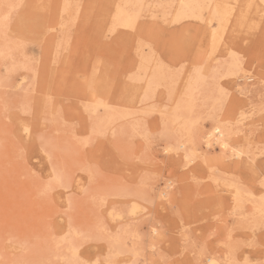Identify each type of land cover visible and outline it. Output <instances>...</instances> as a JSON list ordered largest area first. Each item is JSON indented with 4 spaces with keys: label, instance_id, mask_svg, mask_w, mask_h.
I'll return each instance as SVG.
<instances>
[{
    "label": "rangeland",
    "instance_id": "rangeland-1",
    "mask_svg": "<svg viewBox=\"0 0 264 264\" xmlns=\"http://www.w3.org/2000/svg\"><path fill=\"white\" fill-rule=\"evenodd\" d=\"M142 2L0 0V264H68L73 249L114 264H264V3L206 0L231 10L220 32L211 9L174 23L179 0ZM214 30L209 62L197 53ZM233 52L243 69L234 77ZM159 66L164 80L149 93ZM198 66L228 93L222 116L239 158L204 142L221 98L193 75ZM142 178L153 184L147 201ZM169 181L174 206L160 199Z\"/></svg>",
    "mask_w": 264,
    "mask_h": 264
},
{
    "label": "snow or ice",
    "instance_id": "snow-or-ice-1",
    "mask_svg": "<svg viewBox=\"0 0 264 264\" xmlns=\"http://www.w3.org/2000/svg\"><path fill=\"white\" fill-rule=\"evenodd\" d=\"M160 7H163V5H161ZM197 7H203L201 6H197ZM262 24H264V17H262ZM219 35L217 32H213V42H212V47L211 49H201L199 53H197L198 56L200 57H206L207 60L210 62L212 59L215 58V52H216V42L219 39ZM187 53V49H180L177 51V55L178 56H184ZM230 57H231V67L234 68L235 70L239 71L242 68V58L237 56L236 53H230ZM180 66L181 68H183L185 65L183 64V62H180ZM180 69H176V71H179ZM205 73V68L203 66H198L195 68L193 75L196 77V79L200 82L206 83L209 86H214L218 88V85H215V77H206L204 75ZM95 78V73L93 74V80ZM218 92H219V96L221 98V106L218 109V112L221 113L220 116V120L217 121V124L214 128L213 133L209 134L207 136V139L204 141L205 143L208 144V147L211 148L212 144L215 143H220L222 145V147L224 149H227L229 147L228 143H224V139L227 138L228 136L231 135L232 130H233V125L230 121H223V116H222V111H223V104H222V98L227 96L228 93L225 92L224 89L222 88H218ZM86 110H87V106H86ZM260 111L262 114H264V102L261 103L260 105ZM245 117L243 116V114L241 115V120L244 119ZM237 123H239V121H237ZM25 131L27 132L28 129L26 128ZM192 136H193V142L195 140V136H196V128L195 125L193 127L192 130ZM174 149L172 147H169L166 149L167 152H171ZM232 151L237 155V156H242L244 153L243 151L237 152V150L235 148L232 149ZM200 155V153L193 151L190 155L186 154L184 159L186 162L188 163H192L194 162L195 158L198 157ZM260 155L262 158H264V146H262L260 148ZM251 163H254V161H251ZM185 168L187 169V164L185 165ZM211 171H215V169H211ZM258 182H259V186L261 188L262 191H264V170H262L259 173L258 176ZM178 185L177 183H173L172 181H169L167 183L166 189L165 191H163L160 194V199L161 200H167L168 203L170 205H175V200H176V192L174 191V189H176ZM153 187L152 184V180H144L143 178L140 181V184L137 186L138 189V194L145 200L147 201L150 196H151V191L150 189ZM234 188H236L237 193H239V186L238 185H233ZM234 199L237 200V203H239L238 201V196L234 197ZM260 202L262 205H264V195L260 196ZM133 210L135 212V205H133ZM235 213V209H233V214ZM217 219H220L219 217H217ZM259 227L264 228V211L261 212V216H260V220H259ZM162 225H157L156 227L152 228V233L154 237H160L162 236V232L158 231V228H162ZM181 237L183 238L184 242L187 244L190 242V237L188 235V229H183L180 233ZM231 239V234L229 231V240ZM225 247L229 248V256H231L232 254V248L230 244H225ZM201 249V254H203V252L206 250L205 246H200ZM76 250L73 249V258L70 259L68 261V264H114L113 260L111 259V257L106 258L105 260L101 261V260H96V261H89L86 259H81L78 255L75 254ZM211 264H217V261L212 260ZM221 264H238V262L234 259H227L225 261H222ZM244 264H249V262L247 260H245Z\"/></svg>",
    "mask_w": 264,
    "mask_h": 264
},
{
    "label": "bare ground",
    "instance_id": "bare-ground-1",
    "mask_svg": "<svg viewBox=\"0 0 264 264\" xmlns=\"http://www.w3.org/2000/svg\"><path fill=\"white\" fill-rule=\"evenodd\" d=\"M129 1V0H128ZM132 1V0H131ZM136 2H138V3H141L142 1H144V0H135ZM172 1V0H171ZM209 1H211V0H209ZM263 3H264V0H261ZM159 2H160V0H159ZM213 2V1H212ZM134 2H132V4H133ZM143 3V2H142ZM165 3H166V0H165ZM205 3H206V0H179V2H178V7H177V10H176V13H174L175 14V16H174V19H173V22L175 23H178V22H182V20H184V19H198L199 20V17H201V15L204 13V12H206V10H210L211 9V16H212V18H213V20H215L217 23H218V30H220V32H222L223 30H224V27H225V24H226V22H228V17L231 15V10L230 9H228L226 6L225 7H222V5H218V4H214L213 6H211L210 7V5L208 6V5H206L207 6V8H206V6H205ZM126 4H127V0H126ZM125 4V5H126ZM137 4V3H136ZM220 4H221V2H220ZM135 5V4H134ZM143 5V4H142ZM161 5V4H160ZM159 5V6H160ZM203 6V7H197V6ZM212 5V4H211ZM251 5V4H250ZM264 5V4H263ZM128 6H129V4H128ZM141 6V5H140ZM144 6V5H143ZM175 6V5H174ZM136 7V6H135ZM210 7V8H209ZM129 8V7H128ZM127 8V9H128ZM172 8V7H171ZM127 9H126V11H127ZM147 9V8H146ZM132 10V9H131ZM142 10V9H141ZM125 10H120V11H118V19L120 20V22H121V24L122 25H124L125 27H133L134 26V24H136L135 23V20H136V18H134V17H132L129 13L127 14V12H126ZM132 11H134V10H132ZM172 11V10H171ZM136 12V11H135ZM131 13H133V12H131ZM138 14V13H137ZM136 14V15H137ZM139 15H140V13H139ZM138 16V15H137ZM7 17V16H6ZM21 17L22 16H20L19 18L21 19ZM202 18V17H201ZM230 18V17H229ZM203 19V18H202ZM231 20V19H230ZM23 18L21 19V23H23ZM201 21H203V20H201ZM2 22V21H1ZM210 22H212L211 20H210ZM24 23H26V22H24ZM23 23V24H24ZM118 23V22H117ZM229 23V22H228ZM23 24H22V26H23ZM119 24V23H118ZM116 25V24H115ZM213 25V24H212ZM123 26V27H124ZM227 28V27H226ZM256 29V28H255ZM215 32H217L216 30H214ZM213 31V32H214ZM213 32H212V34H211V37H212V40H213ZM3 35V34H2ZM219 36H220V34H218ZM221 37H222V35H221ZM220 37V38H221ZM218 42H219V40H218ZM212 43V42H211ZM149 59V58H148ZM145 61H147V60H145ZM150 62H151V60H150ZM149 62V63H150ZM147 63V62H146ZM160 67V68H159ZM159 67H157L158 69H156V71H154L153 72V74L151 75L152 76V78H151V81H150V83H149V85H148V92L152 89L151 87H154V85L157 83L158 84V81H161V79H163L164 80V72H163V70L161 69V66H159ZM163 68V67H162ZM143 70H145L144 69V66H143ZM241 70V69H240ZM237 71V70H235L234 68H232V70H231V72L229 73L230 74V76L231 75H233V77H234V75L236 76V75H238V73L239 72H241V71ZM142 72H145V71H142ZM167 72V71H166ZM147 73V71L145 72V74ZM145 74H143L142 76H144ZM240 75V74H239ZM227 76V75H226ZM229 77V76H228ZM250 79V78H249ZM249 79H247V80H249ZM145 80V79H144ZM150 80V79H149ZM162 82V81H161ZM136 83V82H135ZM138 84H139V82H138ZM191 86H194L193 84L192 85H190V87H189V92H188V94L190 95L191 93V91L193 90L192 88H191ZM134 87H136V86H134ZM140 87V86H139ZM155 87H157L156 85H155ZM136 89V88H135ZM138 89V88H137ZM154 90V89H153ZM139 91V90H138ZM137 91V92H138ZM197 91V90H196ZM150 93V92H149ZM145 95H147V93L145 94ZM143 100V99H142ZM213 101V100H212ZM214 121H215V125H214V127L211 129V131L209 132V134H211V133H213V131H214V128H215V126H216V124H217V118L216 119H214ZM27 127H25V129H26ZM28 129V128H27ZM28 132H29V130H28ZM28 132H26L27 134H28ZM208 134V135H209ZM232 134V133H231ZM207 135V136H208ZM207 139V138H206ZM231 135L230 136H228L227 138H225L224 139V143H228L229 144V147L227 148V149H224L223 147H222V145L220 144V143H213L212 144V146L213 147H219L221 150H223L225 153L226 152H228V154L230 153L231 154V158H239L240 156H237L233 151H232V149L234 148L233 147V145L231 144ZM207 144V143H206ZM208 145V144H207ZM208 147V146H207ZM236 149V148H235ZM237 152H239L238 150H237ZM256 205V204H255ZM138 206V205H137ZM260 208V207H259ZM262 208H263V206H262ZM264 209V208H263ZM131 213V212H130ZM133 213V212H132ZM131 216V215H130ZM214 260H216V259H214ZM212 261V260H211ZM211 261H210V263L209 264H211ZM217 264H220L218 261H217Z\"/></svg>",
    "mask_w": 264,
    "mask_h": 264
}]
</instances>
